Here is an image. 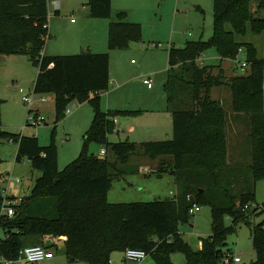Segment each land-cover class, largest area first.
I'll return each mask as SVG.
<instances>
[{
	"label": "trees",
	"instance_id": "16d2710c",
	"mask_svg": "<svg viewBox=\"0 0 264 264\" xmlns=\"http://www.w3.org/2000/svg\"><path fill=\"white\" fill-rule=\"evenodd\" d=\"M214 1L213 36L168 49L165 91L173 117V137L112 143L109 134L115 129L116 117L141 111L102 109L100 93L111 86L110 53L46 56L48 0H0V54L27 55L39 68L33 89L37 94L55 96L57 121L65 117L67 106L75 100L90 102L95 113L80 155L60 169L55 143L44 146L36 135L3 128L0 101V141L16 142L17 161L29 159L41 173L31 193L14 205L15 214L8 217L2 213L5 188L0 172V254L6 259H16L27 246L43 245L54 251L61 245L70 262L111 264L114 253L124 256L128 248H138L156 264H176L170 258L176 251L185 254L187 264H224L234 255L230 249L224 250L228 235L237 231L239 223H245L251 228L256 253L251 264H264V220L253 223L255 215L264 214V202L254 207L256 181L264 177V59L258 57L253 43L236 38L245 36L249 29L264 34V0ZM87 5L91 17H112V0H88ZM142 38V25L129 22L125 11L110 23L111 50L127 49ZM212 47L222 60H234L243 49L247 73L227 78L221 64L200 66L199 57ZM222 86L231 90L234 115L249 116L253 144L250 177L243 178L246 173L239 174L238 166L228 162L229 117L224 103L212 96V90ZM91 142L103 145L106 155L90 153ZM141 155L163 158L159 168L174 177L177 195L150 201H112L109 192L114 181L137 172L124 166L133 156ZM247 178H252L249 186L236 193V183ZM7 200L13 205L15 197ZM194 204L209 205L212 217V233L201 238L198 250L178 227L190 220Z\"/></svg>",
	"mask_w": 264,
	"mask_h": 264
},
{
	"label": "rangeland",
	"instance_id": "374dc122",
	"mask_svg": "<svg viewBox=\"0 0 264 264\" xmlns=\"http://www.w3.org/2000/svg\"><path fill=\"white\" fill-rule=\"evenodd\" d=\"M158 1L160 2V0ZM48 2L52 10L54 8L61 10L63 6L60 17L62 20L66 19L69 22L72 18L80 19V8L88 0H48ZM165 2H172V0H165ZM75 3L78 6L76 8L74 7L73 12H71V8H73ZM214 4V0H173L171 5H166L161 10H159L157 4H152L149 6L151 7L149 10L137 11L135 13L136 17L140 21L145 22V25L142 23V41L127 49L109 50L112 59L111 66L115 75L123 80H127V82H112L110 90L114 88L118 90L122 87L113 96L115 100L112 101L115 102L116 99L122 101L126 107H141V110H131L141 111L137 114L143 113V109H167L168 103L166 99L165 81L168 78L167 48L169 45L164 42L162 47L160 45L158 47L153 46L154 40L152 35L158 37L169 35L170 40L173 33H175V40H171V42L179 47L184 46L187 41L208 40L214 33ZM118 13H115V15L117 16ZM228 28L231 29L230 24H228ZM243 39L253 43L257 48L258 57L264 59L263 33L256 34L249 29L247 34L243 36ZM176 41L178 42L176 43ZM76 53L78 52L69 54ZM9 56L0 54V101L3 128L27 136L36 135L39 138L40 144L44 146L55 143L58 149V165L60 169H63L80 155L84 147L87 131L91 127L94 119V108L90 102L80 103L75 100L67 106L64 113L65 117L57 121L54 95H46L48 101L39 106L41 116L44 119L43 122L37 125H26L30 107L23 101V94L19 92V88L22 87L26 90H32L39 68L30 61L27 55ZM239 58L240 60H244L245 56L241 54ZM218 60L219 54L212 47L205 51L202 62L208 65ZM233 64L231 60L226 61L224 67L230 70V66ZM162 67L165 68L156 74L152 72L153 69ZM229 70H227V73H229ZM230 72L234 75H245L247 70L244 71L238 67L237 69L230 70ZM148 76H152L153 89H149L143 82L144 79L149 78ZM212 96L215 99H224V107L229 117L227 143L229 165L234 167L238 166L236 168L239 174L246 173L243 178L246 176L250 177L251 174L248 172L252 162L253 144L250 135L249 116L245 113L234 115L232 94L227 86L215 87ZM107 99L108 95H104L101 98L102 109L114 111L115 109L106 108ZM67 110H71L72 112L67 113ZM126 116L128 115H118L116 118L123 121L127 119ZM121 126L122 123L117 124L114 131L109 134L110 142L115 143L127 139L123 133L117 132L118 129H125ZM172 134L173 128L170 138L173 137ZM17 146V143L14 141H0V172L4 175L3 187L6 189V193L16 197L15 200L19 203L22 202L20 197L30 194L29 187L32 186L36 180V176L40 173L32 166L29 159L25 158L20 162L16 161L15 151L17 150ZM102 147L104 146L101 144L91 142L89 152L99 154ZM142 157L144 155L135 159L140 160ZM130 175L133 177L127 178L124 183L128 193L124 194V198H120L124 202L158 199L154 195L160 187L163 188L161 189L162 193L163 191H168V189H165V186L173 185L172 178L169 175H165L164 179H158L154 173L150 175L137 174L138 177L135 176V173ZM18 178H21L22 181L18 182ZM251 179H245L244 183H236L234 191L239 193L244 190L246 186H249ZM140 187H142L141 190ZM116 191L117 187L110 193L111 200L116 199ZM9 195L8 197H10ZM161 198H165V196H161ZM15 200L12 202L14 203ZM263 202L264 177L256 181L254 207L261 206ZM263 220V213L253 217V223L255 224ZM227 224H231L230 219H227ZM178 227L180 233L191 247L195 250L200 249L202 243L201 238L208 237L212 233L211 207L209 205H202L200 210L190 217L189 221L181 222ZM2 236L3 232L0 227V237ZM229 249L234 255L241 258V262H234L228 259L224 264H251L256 260L249 225L239 223L237 225V231L228 235L227 246L224 247V250L227 251ZM54 251L55 254L52 259L42 261L39 264H88L85 261L70 262L61 245ZM122 258V252H116L112 256V259L116 260L119 264H121ZM170 258L176 264H187L186 256L182 251L171 253ZM16 264L37 263L23 262ZM141 264H156V262L151 255H148Z\"/></svg>",
	"mask_w": 264,
	"mask_h": 264
},
{
	"label": "crops",
	"instance_id": "0c3cea01",
	"mask_svg": "<svg viewBox=\"0 0 264 264\" xmlns=\"http://www.w3.org/2000/svg\"><path fill=\"white\" fill-rule=\"evenodd\" d=\"M167 1H170V0H167ZM176 1H178V0H176ZM172 2H173V0H172ZM172 2H165V0H160V2L158 0H112L113 12H112V17H110V18H94V17H91L90 13H89L90 12L89 6L87 5V2H86V3H84L85 5L82 8H80V10H81L80 19L77 20V19L72 18L69 22H67L66 19L62 20L60 17L61 12L63 11V9H62L63 6L61 8L62 11L59 9H55V8L52 10L49 7V23L48 24H49L50 36L46 41L43 54L46 56H53V55L55 56V55H67V54L73 53V52H78V53L79 52H87V51L88 52H94V53L109 52V50H110L109 44H108L109 26H110V23L112 21L116 20L117 16L115 15V13L125 11L126 15H127V20L129 22H135V23L141 22L140 23L141 25H142V23L145 25L144 21H140L136 17L135 13L137 11L149 10L151 8L149 6H151L152 4H157V7H159V10H161L164 6L171 5ZM195 2H197V1H195ZM77 6H78V4L75 3L73 8H71V12H73L74 7L76 8ZM253 10H254V12H256L257 3L253 4ZM67 11H69V10H67ZM142 28H143V25H142ZM227 28H228V25H227ZM231 29H232V27H231ZM174 36H175V33H173L171 39L169 40V35H166L164 37H158V36L152 35V38L154 40L153 46L158 47L160 45V47H162V44L164 45V42H166L169 45L167 48V52H168L169 47H171V46L179 47L175 43L171 42V40H175ZM240 37L241 36H236V38L239 42H249V41L244 40L243 36H242V38H240ZM177 42L178 41H176V43ZM135 44H138V43H135ZM135 44H133V45H135ZM184 46H182V47H184ZM140 48H141V46H140ZM204 53L199 57V59L197 61L200 66L207 65L204 62H202ZM242 55L245 56V52ZM110 56H111V53H110ZM230 60L233 61V63H234L233 65L230 66V70L237 69L238 67H237V64L235 63L234 60H232V59H223L222 60L220 56H219V60L217 62L212 63V64H208V65L221 64L222 68L225 72L226 77L229 78L232 76H236L230 72L229 68L224 67V63L226 61H230ZM244 60L246 61V57L244 58ZM111 61H112V59H111ZM164 68L165 67L155 68L152 70V72L156 74L157 72H159L160 70H163ZM168 68H169V52H168L167 70H168ZM227 70H229V73H227ZM216 71H218V68L215 69V72ZM110 72H111V86H112V82H114V83L127 82V80H123L120 77H118L117 75H115L114 70L112 69V66H110ZM148 77L152 79V76H148ZM152 81H153V79H152ZM166 81H167V79H166ZM166 81H165V83H166ZM147 87L149 89H153L154 84H153V87H151V88L148 85H147ZM121 88H119L118 90H115V88L113 90L108 89L107 91L100 93L101 98H103L104 95H108L106 108L115 109L114 111L126 110V109L141 110L142 109L141 107L140 108H138V107H126L125 103H123L122 101H118L117 99L115 102L112 101V100H115V99H113V96L115 94H117V92ZM213 90H212V92H213ZM53 97L55 100V96H53ZM166 99H167V96H166ZM219 100L224 102V99L223 100L219 99ZM40 105L41 104H39V106ZM143 110H144L143 113H140L137 115L126 116L127 119L123 120V121H121L120 119L118 120L116 118L115 119V121H116L115 127L117 126V124L122 123L121 127L125 128L124 130L118 129L117 132L123 133L127 138L126 140H131V141H134L136 143H141L143 141H152V140H166L167 138L170 139L171 130L173 128L172 127L173 126V117H172L171 111H169L168 108L167 109H143ZM101 150H100L99 154H101ZM17 153H18V146H17V150L15 151L16 161H17ZM137 157H140V156H133L129 160V162L124 166L125 170L130 171L133 168L137 169L138 171L135 172L136 177H138L137 174H139V175L140 174L150 175L151 173H154V175H156V177L158 179H164L165 175H169L172 178L171 181H173V185L165 186V189H168V191H163L162 193H161V189H163V188L160 187L159 190L157 192H155L154 196H156V198H161V196H165V198L175 197L177 195L178 188H177V184L175 182L174 177L172 175H170V173H168V171H162L159 168L161 162L163 161L162 160L163 158L160 157V158L153 160V159H150V158L144 156V157H142V159L136 160ZM39 173H40V171H39ZM40 174L37 175L36 178L39 177ZM130 174H132V173H126L124 176H122V177H120L114 181L113 187L109 192V198H110V193H112L113 189H115L117 187V191L115 194L116 199H113L112 201H122L123 199H120V198H124L123 197L124 194L128 193V190H127L126 186L124 185V183L127 180V178L132 176ZM133 176H134V174H133ZM21 181H22V179H21ZM34 182H33L32 186L29 187L30 193L32 191ZM141 189H142V187H140V190ZM10 197H13V196H10ZM24 197H26V196H24ZM24 197H20V198L22 199ZM201 245H202V243H201ZM54 253H55V251H54ZM112 261H116V260L112 259ZM121 264H123V258H122Z\"/></svg>",
	"mask_w": 264,
	"mask_h": 264
},
{
	"label": "built area",
	"instance_id": "2783aa9c",
	"mask_svg": "<svg viewBox=\"0 0 264 264\" xmlns=\"http://www.w3.org/2000/svg\"><path fill=\"white\" fill-rule=\"evenodd\" d=\"M48 25H46L47 27ZM243 49H239L238 56L234 59L237 64V67H240L242 70H246L248 67V63L245 60H240V55L243 54ZM144 83L147 84L150 88L153 87V81L151 78H146ZM19 92L23 94V101L28 104L30 107V112L28 115V122L31 125H37L43 122V117L41 116L39 110V104L45 103L48 101V98L45 94H37L35 93L34 89L26 90L24 88H19ZM72 112L71 110H67V113ZM27 125V124H26ZM106 149L101 150L102 155H106ZM18 182H21V178L17 179ZM4 195V205L2 207V213L8 217H12L15 214V204L18 202L13 203V205L8 202V194L6 190L3 192ZM200 206L194 204L193 207L190 209V213L194 215L197 211L200 210ZM248 206H246V209ZM54 251L47 249L43 245H35V246H27L24 247L20 252L19 256L16 259L9 260L6 259L2 254H0V264H16V263H41L45 260H50L54 257ZM148 256V253L143 249L138 248H128L124 252L123 256V264H141ZM234 262H241V258L237 255H233ZM111 264H119L116 261H112Z\"/></svg>",
	"mask_w": 264,
	"mask_h": 264
}]
</instances>
